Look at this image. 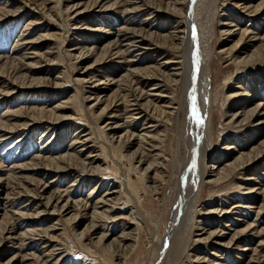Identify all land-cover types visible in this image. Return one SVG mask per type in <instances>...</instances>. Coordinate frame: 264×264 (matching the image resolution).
I'll return each mask as SVG.
<instances>
[{
	"label": "rangeland",
	"instance_id": "obj_1",
	"mask_svg": "<svg viewBox=\"0 0 264 264\" xmlns=\"http://www.w3.org/2000/svg\"><path fill=\"white\" fill-rule=\"evenodd\" d=\"M205 1L209 6L199 0L191 12L201 26L214 16L200 39L209 63L207 173L199 191H186L187 200L175 209L186 225L173 228L183 176L198 172L193 153L200 150L204 159L207 151H190L201 135L188 134L191 100L195 92L202 99L205 83L199 79L194 92L188 89L187 105L183 79L175 83L163 74L166 81H158L151 98L162 97L165 116L153 105L126 124L136 86L111 41L127 27L153 25V54L135 48L132 55L140 67L156 68L179 53L164 37L173 31L172 16L137 7V0H0L6 7L0 9V125L7 128L0 127V264H171L190 232L177 264H264V0H217L216 9ZM63 8L79 12L76 25L65 22ZM194 23L199 35L203 27ZM256 49L260 57L238 63ZM198 61L190 62L197 75ZM7 80L18 89H9ZM80 93L88 99L86 110L75 97ZM258 105L261 112L252 113ZM41 108L46 116L54 112L50 129L45 121L25 126L44 114ZM127 126L135 135L118 144ZM67 151L75 155L59 163L62 170L56 160H44ZM13 167L22 171L10 172ZM75 203L85 207L77 211ZM95 210L111 217H93ZM165 235L168 240L156 245L155 236Z\"/></svg>",
	"mask_w": 264,
	"mask_h": 264
},
{
	"label": "bare ground",
	"instance_id": "obj_2",
	"mask_svg": "<svg viewBox=\"0 0 264 264\" xmlns=\"http://www.w3.org/2000/svg\"><path fill=\"white\" fill-rule=\"evenodd\" d=\"M211 1H212L211 2L212 5L214 6V9H216L215 5H216L217 0H211ZM137 2H138L137 7H143L144 9L146 8V10L148 8H150V10H152V12L153 11H163V12H166L172 16V21L175 23L174 26L172 27L173 31L169 32L167 35H164V37L167 38V40H169V41L172 40L171 44H172L173 48H175L179 52L178 53L179 55L178 54L177 55H172V54L170 55L169 54L168 57L165 58L166 61L160 62L156 66V68H154L152 66L142 68L139 66L141 61H139L138 58H136L134 55H132V51H134L135 48L136 49H146V50H148V53L153 54L151 50L155 44L152 43L154 40V39L152 40V38H154L155 32H152V30L150 29L153 26V25L151 26V24L142 26L141 29H137V30H136V28H131L133 26L127 27L126 28L127 30L123 34L117 35L114 40H111V41H115V44H116V49H115L114 54L116 56H123L124 59L126 60V63L129 64V70H128V73L126 75L133 77L134 84L136 86L134 89V93L132 94L131 99L128 100V103H130L129 104L130 111H134V112L131 114L132 115L131 118L129 116L126 118V124H128L130 122H131V124H133V122L137 120V119H135L136 116H140L142 113H146L149 110V108L152 107L153 105L155 106V109H158V111L162 112V114H164V116H165L168 108H164L166 106L163 104H166V103L162 100V97L160 95H158L157 97H154V99L151 98V96L157 95L153 92L156 90L155 88H159L162 85V83H160L158 81H160V80L166 81L163 78V74H165V76L166 75L169 76L171 81L175 82V83H178L181 81V79H183L184 94L186 92L188 94L187 105L189 102V97H191V93H188V89H190L191 92L192 91L194 92L195 88H196V82L199 79H201L202 82L205 83L204 87L201 90V95H202L201 98L202 99L198 98L196 96V92H195V94L193 95L194 99L192 98L195 101L191 100L192 109H191V112H189L190 119H189L188 134H189V132L193 133V134H195V137H197V138H199V136L201 135L200 139L197 141L198 146H195V147L193 146L190 151H193V150L196 151L199 149V147H201L202 149H206L207 151L203 154V155H205L204 159H203V156L202 157L199 156L201 153L200 150L193 153L194 156L198 155V157H199L198 158L199 159L198 172L195 173V178H190V179H189L190 176H188L189 173L186 172L184 174L183 182H182L183 183L182 184V190H181L179 199L176 201L175 207L173 208L175 210V209H179L180 204H181V200H182V203L187 200L184 196V193L186 191H187V193H189L190 196L194 192L199 191V185L200 186L202 185L201 183H202V180L204 178V175L207 173V169L205 166V160H206V157L209 155L208 143H209V132H210V130L208 128H206L205 120L208 116V110H209L208 104H209V100H210V96L208 95L209 94L208 86H207L208 75H209V63H208L207 59H206V61H204V59L202 57V51L203 50L200 46V39H201L202 34L205 33L207 26L209 25L210 21H211V25H212V20H210V19L212 18L214 20V16L212 15V17H209L207 19V16L203 15L204 17H206L205 20L207 19L206 21L204 20L205 22L202 24L203 26H201V22L199 21L200 19L195 20L194 13L191 12V9L193 10V7H195V5H197V4H199V0H197L195 4H192L193 0H154V1L153 0H147V2H144V0H137ZM202 2L206 3L205 0L204 1L202 0ZM206 6H209V4L206 3ZM210 7H211V5H210ZM5 8L1 7L0 9H5ZM57 8H58V6H57ZM200 8L202 9V7H200ZM63 9L66 10L65 8H63ZM201 9L200 10L198 9V10L201 11ZM208 9H209V7H208ZM259 9H260V5L254 7V11H258ZM199 11H197V12L199 13ZM204 11H202V12H204ZM206 13H208V12H206ZM4 14H5V16L9 15V13H2V15H4ZM249 14H252V13H249ZM150 15H151V13H150ZM252 15L254 16V14H252ZM65 16H66L65 22L67 20L73 21L74 25H76L78 23L77 20L81 18L79 15V12L78 11L75 12V11H73V9L66 10ZM192 16H193V19H191ZM196 16H198V15H196ZM198 18H200V16H198ZM194 20L198 21L200 26L203 27L199 31V35H197L198 34V29H197L198 27H197L196 23H194L195 22ZM201 20H202V18H201ZM199 24H198V26H199ZM88 30H90V29H88ZM224 31H226L227 33L231 32V30L229 28L224 30ZM176 41H179V43H176ZM263 45H264V43H263ZM182 48H183V51H182ZM153 51L155 52V50H153ZM181 51H182V54H180ZM261 54L262 53H261L260 49H256V51L254 53H251V54L245 53L239 57L240 59H239L238 63H247L248 64V63L252 62L253 60H255L256 58L260 57ZM43 57H47V55H43ZM41 58H42V56H41ZM198 59H199L198 62L200 63V66H199L200 71L198 69L199 74L197 75V71L195 70V68H193V66L197 65ZM191 60H193V62H194L193 66L190 65ZM29 68H32V67H29ZM30 70H32V69H30ZM169 71H171V74ZM6 83L8 84L9 89L10 88L12 90L18 89L19 85L16 84L14 80L13 81L7 80ZM32 84L33 83H30L27 87H34V85H32ZM21 85L23 86V84H21ZM39 87H41V86H39ZM189 94H190V96H189ZM75 97L80 101L79 106L81 107L82 110L88 109V106L86 105L88 99L85 98L84 94L80 93V94L76 95ZM144 99H146V100L143 102ZM97 100H100V94L98 95ZM170 103H172V102H170ZM189 105H190V102H189ZM57 108H60V107H57ZM41 109L43 110L44 114L41 117H39L38 119L29 118L26 121L25 126L29 127V126H32V125L37 124L39 122L42 123L45 121L46 123H44L43 125L46 127V130L50 129L49 127H51V124H52L51 116L53 115L54 112L52 110L46 116L45 109L44 108H41ZM254 111H257V113L259 114L261 112L260 106L258 105L257 109L253 110L252 113ZM0 127L5 128L7 130V128L2 126V125H0ZM1 131L2 130H0V133H1ZM101 131H102L101 134L103 136V134H105V132L102 129H101ZM134 133H132L130 130V127L127 126V129L124 132V135L121 134L118 137V139H119L118 144H120L122 142V140H123L122 138H124V137H129V136L133 137L135 135ZM145 133H147V132H145ZM145 133L137 134L141 141L147 137V135ZM1 135L5 136L6 134H1ZM114 138L115 137L113 135L111 137L106 136L107 144L109 146L113 145ZM81 139H82V137H74L73 142H79ZM206 146H208V147H206ZM67 155L74 156L75 154L69 153V151H67L66 154L61 155L57 158L56 157H49L48 158V157H44V156H35V158L40 160L41 158L43 159V157H44V160H47V159L48 160L50 159L52 161L56 160L57 164H59V163H61V161L66 159ZM190 157H191V155L188 156V158H190ZM40 164H41L40 161L34 163L35 166H39ZM81 164H82L83 168H85V169L87 168L86 163L83 162ZM15 166H17V165H15ZM57 167L61 168V170L64 169V167H62L61 164H59ZM192 167H193V165H191V168ZM195 168H196V166H195ZM9 171L10 172H14V171L21 172L22 170L14 169V167H13ZM193 179H194V181L192 183ZM195 184H197V186H198L197 190H196ZM197 199H198V194L196 193L195 200H197ZM74 207H76L77 211H80V209L82 207H85V205L84 204L82 205L80 203H75ZM135 208L137 209V214L140 215L141 220H142V214L140 213V211L137 207H135ZM95 209L97 210L98 208L95 207ZM96 210L94 211L93 217H98L101 219H108L111 217L108 211L101 210L100 212H97ZM186 213H187L186 216L188 218V215H192L193 211H191L189 209V210H187ZM135 214H136V210H135ZM177 214H179V211L175 210V212H174L175 217L172 220L173 228L186 225V224L183 225V222L178 220ZM77 215H78V213H76L75 217ZM129 216H131V213H129ZM131 218L136 219L133 216ZM188 220L189 219H187V223L189 222ZM95 225H97V224H93V226H95ZM0 230H3L2 226H0ZM88 233H90V230H89V232L82 233L80 238L84 237L85 235H88ZM92 234H93V232H92ZM190 234H191V232L188 234V236L186 238H185V236H183L181 243L178 246L179 250L177 248V251L175 253V257H174L171 264H177L182 259L185 251L188 248V241H189V235ZM105 236H106V232H105V229H103V233L100 234V236L97 240V243H98L97 245H102ZM167 240H168L167 235L161 237V239H160V237L155 236L156 245H158L159 247H160L161 243L163 244Z\"/></svg>",
	"mask_w": 264,
	"mask_h": 264
}]
</instances>
